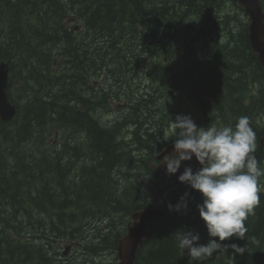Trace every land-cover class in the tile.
I'll return each mask as SVG.
<instances>
[{
    "label": "trees",
    "instance_id": "1",
    "mask_svg": "<svg viewBox=\"0 0 264 264\" xmlns=\"http://www.w3.org/2000/svg\"><path fill=\"white\" fill-rule=\"evenodd\" d=\"M26 7L25 28L0 16L8 31L0 27V61L9 66L7 94L17 108L11 121H0V264H58L57 246L66 231L74 241L89 227L96 234L87 221L109 229L91 241L88 253L115 256L129 215L161 202L165 211L149 224L135 264H189L171 235L185 228L199 232L200 243L209 237L196 208L201 194L164 181L150 166L162 149L155 137L173 144L163 135L180 114L178 105L163 98L182 91L198 113V126L234 125L249 117L258 149L264 69L251 52L243 9L235 0H27ZM70 8L83 33V58L91 60L87 69L109 74V89L88 86L74 71L63 23ZM32 18L40 26L33 27ZM56 59L64 60L57 71ZM143 79L155 84L154 91ZM119 89L125 110L114 114L105 93ZM87 146L91 167L85 166ZM262 158L257 160L264 168ZM260 182L264 177L260 201L245 222V240L223 242L247 244L248 251L214 254L203 264H264ZM185 192L187 212L169 211L168 204L175 206Z\"/></svg>",
    "mask_w": 264,
    "mask_h": 264
},
{
    "label": "clouds",
    "instance_id": "2",
    "mask_svg": "<svg viewBox=\"0 0 264 264\" xmlns=\"http://www.w3.org/2000/svg\"><path fill=\"white\" fill-rule=\"evenodd\" d=\"M170 138L174 152L161 162L167 174L177 173L181 162L193 157L200 165L195 171L185 166L178 180L201 194L202 203L196 208L209 237L206 243H200L199 232L177 229L171 236L180 256L187 254L189 264H203L214 254H245L247 244L223 242L231 238L245 240V222L260 201L259 181L264 177V168L254 155L257 135L250 118L241 116L234 125L198 126L191 115L177 114L163 135L165 141ZM188 197L185 192L175 206L168 204L169 211L186 213ZM134 221L139 223L138 219Z\"/></svg>",
    "mask_w": 264,
    "mask_h": 264
},
{
    "label": "rangeland",
    "instance_id": "3",
    "mask_svg": "<svg viewBox=\"0 0 264 264\" xmlns=\"http://www.w3.org/2000/svg\"><path fill=\"white\" fill-rule=\"evenodd\" d=\"M75 14V10L70 8L68 16L64 19L63 23L65 27H68L67 24L69 22V19ZM32 26L33 27H38L40 25H37L35 18H32L31 20ZM72 26V24H71ZM1 35V34H0ZM84 39L83 33H81L77 29H73L70 31V41L71 44L69 43V48L72 53V58H71V63L75 65L74 71L77 73L80 77V80H85L88 86L94 87L98 89L99 91H102L103 89H109L107 88L109 85L112 83L107 82V80L111 77L109 74L106 73H101V75H92L90 71H88V66L91 64V60H88V65L83 62V52L85 50L81 49L79 45H81L80 40ZM61 51H64V49H60ZM61 65H64V60L63 59H56V71L59 70V67ZM73 76V75H72ZM72 79V78H71ZM74 82V85H80L81 82L75 77L72 79ZM145 84L148 87L147 90L149 91H154L155 89V84L151 85L149 80L143 79ZM123 83H120L122 85ZM84 91H87L85 89ZM106 94L108 103L111 106V109L114 111V114H119L122 113L125 109L123 108V100L125 99L124 96V91L121 89L119 90H114L110 91L108 94ZM163 102H165L167 105L171 107H176L178 105V109L180 110V114H185V115H191L192 118H195L198 116V113L194 111L195 108H192V106L187 102V99L182 96V91L178 92L176 96H173L171 98H167L166 96L163 98ZM261 124H264V115L263 118H261L260 121ZM49 138V137H47ZM46 138V139H47ZM155 141L160 146H163L164 143L163 141L155 137ZM49 142V140H47ZM57 143V139L55 140ZM264 154V153H263ZM262 165H264V159L263 162H261ZM144 184V183H143ZM150 184V183H146ZM261 186L264 187V183L260 182ZM142 188V187H141ZM101 221H87L85 224L87 225H92L96 227L95 231L96 234H94V230H91L90 227L86 230L85 234L83 235V238L80 241H74L70 237V232L71 230L66 231L64 237L62 238V242L58 243V256H57V261L58 264H82L86 263L87 261L93 259L96 263H101V264H115L116 262L114 261L115 256L111 253L108 252H103L97 254H89L88 251L86 250V247H90L93 243L91 241L96 240V237L100 236V234H106L109 229H106V226H103L101 228H97L98 225H101ZM114 224H118V221L116 219L113 220ZM87 225V226H88ZM67 247V248H66Z\"/></svg>",
    "mask_w": 264,
    "mask_h": 264
},
{
    "label": "water",
    "instance_id": "4",
    "mask_svg": "<svg viewBox=\"0 0 264 264\" xmlns=\"http://www.w3.org/2000/svg\"><path fill=\"white\" fill-rule=\"evenodd\" d=\"M244 9L246 16L249 19L248 26V39L250 43L251 52L256 56V59L261 67L264 68V12L260 4V0H236ZM8 75L9 66L4 62H0V120L9 122L13 119L16 108L12 105L7 97L8 89ZM172 94L168 92V96ZM174 152L173 144L167 145L157 159L160 160L159 164L154 167L156 172L163 173L164 175L179 182L178 176L182 174L185 166H191L193 171L197 170L200 165L195 160L182 161L181 167L175 174H167L166 167L163 163L165 155L171 156ZM260 153V152H259ZM256 158L258 156L255 155ZM183 183L179 182V187ZM165 207L162 209L145 208L137 210L129 215L130 225L125 234L117 241L116 257L118 264H135L139 248L143 245L144 241L150 234L148 224L163 215ZM138 219L139 223L134 220Z\"/></svg>",
    "mask_w": 264,
    "mask_h": 264
},
{
    "label": "flooded vegetation",
    "instance_id": "5",
    "mask_svg": "<svg viewBox=\"0 0 264 264\" xmlns=\"http://www.w3.org/2000/svg\"><path fill=\"white\" fill-rule=\"evenodd\" d=\"M3 1H5V3H6V9H5V12H1V10H0V16L2 18H5L4 20L14 19L15 20V23L18 24V25H20V26H22V27H23V25L26 26V24H27V18H28V15H29L28 7H26L27 6V0H0V6H1V4H2ZM29 1L30 2H33L34 0H29ZM18 6H20V7L17 10ZM25 8H26V10H25ZM75 20H76V16L73 15L71 17V19L69 20V24L67 26H70ZM8 24L10 26L11 25V22H8ZM0 27H3V32L4 33H7L8 32L6 30V26L4 25L3 22H0ZM83 62L86 63L84 58H83ZM248 79H250V78H248ZM250 91H251V89H248L247 93H249ZM261 118H263V116ZM258 137H259V146H258L257 151L254 153V155H257L258 154L257 159L260 156H264L263 155V153H264V148H263L264 129L258 135ZM165 145H166V143H165ZM165 145L163 147H165ZM89 154H90V150L88 149V146H87L86 147V159H85V166H87V167H91L92 166V162L90 161L89 156H88ZM157 163L158 162L153 161L152 163H150V165L153 167ZM155 174L158 175V176H163L162 174H157V173H155Z\"/></svg>",
    "mask_w": 264,
    "mask_h": 264
},
{
    "label": "bare ground",
    "instance_id": "6",
    "mask_svg": "<svg viewBox=\"0 0 264 264\" xmlns=\"http://www.w3.org/2000/svg\"><path fill=\"white\" fill-rule=\"evenodd\" d=\"M79 79H80V77H78ZM237 89V88H236ZM242 90V89H241ZM241 94V93H240ZM241 97V96H240ZM242 98H244V97H242Z\"/></svg>",
    "mask_w": 264,
    "mask_h": 264
}]
</instances>
